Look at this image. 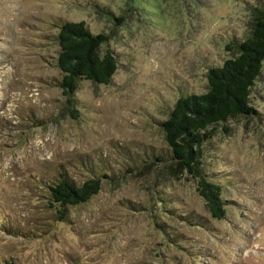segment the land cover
<instances>
[{"label": "rangeland", "instance_id": "obj_1", "mask_svg": "<svg viewBox=\"0 0 264 264\" xmlns=\"http://www.w3.org/2000/svg\"><path fill=\"white\" fill-rule=\"evenodd\" d=\"M259 1L0 0V261L264 264V61L248 93L257 113L213 124L205 141L222 217L185 172L150 179L154 156L170 154L158 120L178 94L205 89L206 67L234 53ZM79 19L108 35L116 67L106 84L78 81L72 117L54 24ZM61 177L100 187L59 214L47 185Z\"/></svg>", "mask_w": 264, "mask_h": 264}, {"label": "trees", "instance_id": "obj_2", "mask_svg": "<svg viewBox=\"0 0 264 264\" xmlns=\"http://www.w3.org/2000/svg\"><path fill=\"white\" fill-rule=\"evenodd\" d=\"M120 17L113 18L120 21ZM54 26L57 44L54 64L60 71L57 84L65 95L67 112L75 117L72 93L78 81L87 79L106 84L115 70L116 60L109 49H101L108 38L105 32H91L81 19L63 20ZM228 46L234 51L231 56L206 67L205 89L178 94L165 116L158 120L170 154L154 156V160H160V165H156L158 168L150 177L154 184L156 174L161 173L164 166L185 172L194 181L196 192L214 218L222 217L226 209L221 197L222 187L209 176L210 168L204 165L205 141L212 135L213 124L236 115L257 113L247 101L250 86L260 75L264 61V0L251 8L247 33L241 38H232ZM99 187L98 177L86 178L78 185L61 177L47 185L59 214H62L59 208L86 201ZM0 264L24 263L3 259Z\"/></svg>", "mask_w": 264, "mask_h": 264}]
</instances>
